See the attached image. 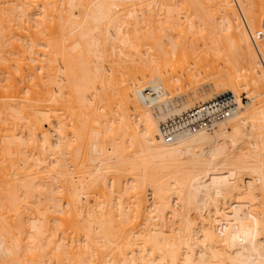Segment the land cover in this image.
Masks as SVG:
<instances>
[{
    "label": "bare ground",
    "instance_id": "1",
    "mask_svg": "<svg viewBox=\"0 0 264 264\" xmlns=\"http://www.w3.org/2000/svg\"><path fill=\"white\" fill-rule=\"evenodd\" d=\"M0 264H264V0H0Z\"/></svg>",
    "mask_w": 264,
    "mask_h": 264
},
{
    "label": "built area",
    "instance_id": "2",
    "mask_svg": "<svg viewBox=\"0 0 264 264\" xmlns=\"http://www.w3.org/2000/svg\"><path fill=\"white\" fill-rule=\"evenodd\" d=\"M235 95H221L208 103L170 119L162 125V133L167 143H171L178 135L191 134L209 130L221 121L229 118L238 111L239 104L234 102Z\"/></svg>",
    "mask_w": 264,
    "mask_h": 264
},
{
    "label": "rangeland",
    "instance_id": "3",
    "mask_svg": "<svg viewBox=\"0 0 264 264\" xmlns=\"http://www.w3.org/2000/svg\"><path fill=\"white\" fill-rule=\"evenodd\" d=\"M233 1V0H232ZM235 6V5H234ZM236 12H237V10H236ZM238 14V13H237ZM239 16V15H238ZM254 29V28H253ZM252 29V30H253ZM175 43L176 44H181L180 43V41L179 40H176L175 41ZM193 44H197V43H190V42H185V44H183V46H184V48H186V50L188 51L189 50V52L191 51L190 49L193 47V48H196V49H198V48H200V50L198 49V51L196 50V54L194 53V55H195V57H197V59L198 60H195V59H192V60H190L189 62L193 65L194 64V62L195 61H199V59H200V57H202L200 54V52H202V50L205 48V45H203V43H198L197 44V46L196 47H194V45ZM208 44V43H207ZM193 45V46H192ZM203 45V46H202ZM210 45V44H209ZM182 46V47H183ZM191 46V47H190ZM168 48H170V47H168ZM189 48V49H188ZM192 48V49H193ZM176 50V47L174 48V51ZM194 50V49H193ZM205 50V49H204ZM192 52H194V51H192ZM193 55V54H192ZM199 55H200V57H199ZM183 65H185V68H183ZM212 65H213V67H215L217 70H220V71H224V69H225V67H226V63L225 62H219L218 61V59L216 58V57H214V59H213V62H212ZM191 65H189V64H187V62H183V63H181V64H177V63H175V65H172V64H170V66H168L167 67V69H165L164 70V73H168L170 76H174V72H176L175 74H178L179 75V77H181L182 76V74H187L188 73V70L189 69H191V68H193L192 66L190 67ZM203 79H205V78H202V79H200L199 80V83L198 84H196V86H203L204 84H203V82L204 83H206V81L205 80H203ZM201 80H203V81H201ZM201 81V82H200ZM182 86V88H179V87H176V89H175V92H174V94H173V96L174 97H178L180 94H182V95H189V94H193L194 92H196L197 91V88H194V87H192V86H190L189 85V83H184V84H182L181 85ZM180 86V87H181ZM241 97L242 98H247V95H246V93H244V91H242L241 92ZM247 142H248V139H247V137L246 138H244L243 140H241V142L239 143V146L237 147V148H234V149H232L231 151H230V153H236V152H238L239 151V148H245L246 147V144H247ZM211 147L208 145V146H206L205 147V150H204V152H209L211 149H210ZM220 161H219V159L218 160H216V161H214L212 164H218Z\"/></svg>",
    "mask_w": 264,
    "mask_h": 264
}]
</instances>
